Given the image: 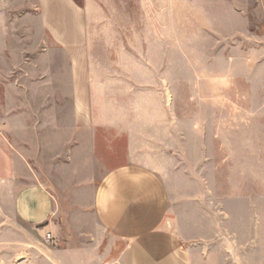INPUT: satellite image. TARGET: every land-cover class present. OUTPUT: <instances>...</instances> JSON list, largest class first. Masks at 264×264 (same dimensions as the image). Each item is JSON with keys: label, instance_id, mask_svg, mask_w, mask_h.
Here are the masks:
<instances>
[{"label": "crops", "instance_id": "crops-1", "mask_svg": "<svg viewBox=\"0 0 264 264\" xmlns=\"http://www.w3.org/2000/svg\"><path fill=\"white\" fill-rule=\"evenodd\" d=\"M161 1L0 0V264H264L260 155L178 99Z\"/></svg>", "mask_w": 264, "mask_h": 264}, {"label": "rangeland", "instance_id": "rangeland-1", "mask_svg": "<svg viewBox=\"0 0 264 264\" xmlns=\"http://www.w3.org/2000/svg\"><path fill=\"white\" fill-rule=\"evenodd\" d=\"M153 1L161 6V0ZM158 5L155 11L161 12ZM170 15L178 63L175 75L188 81L186 85L177 82L178 99L191 93L206 97L205 102H198L210 108L217 155H225L226 148L228 158L260 155L264 184V0H172ZM155 27L158 30L159 24ZM182 48L185 52H178ZM32 69L38 65L15 66L18 105L26 99L18 88L29 84L23 72ZM41 100L43 96L37 95L32 102ZM48 112L50 118L55 116L56 111ZM34 113L42 119V112ZM19 114L24 122L27 113ZM247 173L244 177L231 175L232 181L249 183L254 177ZM258 261L256 257L251 263Z\"/></svg>", "mask_w": 264, "mask_h": 264}, {"label": "built area", "instance_id": "built-area-1", "mask_svg": "<svg viewBox=\"0 0 264 264\" xmlns=\"http://www.w3.org/2000/svg\"><path fill=\"white\" fill-rule=\"evenodd\" d=\"M51 236H50V234L49 233H47L46 235H45V241H47V242H51Z\"/></svg>", "mask_w": 264, "mask_h": 264}]
</instances>
